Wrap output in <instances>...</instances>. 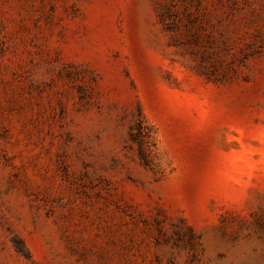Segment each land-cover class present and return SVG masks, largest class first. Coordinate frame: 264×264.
<instances>
[{
  "label": "rangeland",
  "instance_id": "1",
  "mask_svg": "<svg viewBox=\"0 0 264 264\" xmlns=\"http://www.w3.org/2000/svg\"><path fill=\"white\" fill-rule=\"evenodd\" d=\"M0 264H264V0H0Z\"/></svg>",
  "mask_w": 264,
  "mask_h": 264
}]
</instances>
